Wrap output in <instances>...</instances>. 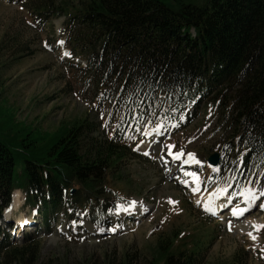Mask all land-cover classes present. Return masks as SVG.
<instances>
[{"label": "trees", "instance_id": "obj_1", "mask_svg": "<svg viewBox=\"0 0 264 264\" xmlns=\"http://www.w3.org/2000/svg\"><path fill=\"white\" fill-rule=\"evenodd\" d=\"M78 2L34 0L30 8L41 22L66 17L65 31L73 49L85 55L84 76L97 94L118 88V105L131 103L134 115L146 116L155 98L164 96L157 116L166 124L199 95L209 96L223 140L240 138L252 155L264 152V0ZM88 117L52 135L17 123L12 113L0 118V215L16 187L33 208L44 203L52 212H105L108 179L132 152L118 133L90 138L97 127ZM37 247H14L0 264H46L39 263ZM247 257L239 252L231 264H246ZM149 264H197V252L161 241Z\"/></svg>", "mask_w": 264, "mask_h": 264}, {"label": "rangeland", "instance_id": "obj_2", "mask_svg": "<svg viewBox=\"0 0 264 264\" xmlns=\"http://www.w3.org/2000/svg\"><path fill=\"white\" fill-rule=\"evenodd\" d=\"M32 1L0 0V45L5 63L0 71V118L12 113L17 123L37 128L42 135H52L62 125L89 116L88 120L97 127L90 138L100 141L108 138L122 115L111 100L118 92L97 95L91 80L82 75L86 57L73 49L64 28L65 17L39 22L31 13ZM220 121L212 107L202 106L184 116L176 131L164 137H153L156 132L146 130L148 121L138 129L129 127L127 134L133 137L130 148L137 150V155L125 158L118 167L119 173L108 179V187L118 192V196L105 189L108 199L123 204L110 208V214L114 215L108 216L107 222L105 218L94 223L84 217L85 213L81 218L61 213L49 232L41 225L42 219H35V228L43 229L35 235L39 263L126 264L131 259V264H149L158 244L170 240L173 250L201 244L197 264H231L239 252L248 253L246 264H264V166L248 167L242 161L230 166V157L238 156L236 148L232 155H227L225 167L217 177L212 176L207 164L199 169H185L200 173L201 186L195 193L192 187H184L187 180H182V172L178 174L180 181L173 177L172 171L169 173L172 166L178 168L192 156L206 160L211 153L221 151L229 136L223 140L225 129L220 128ZM232 143L235 145V141ZM148 147H153L150 153L146 152ZM239 174L243 175L241 180ZM230 189L236 204L248 199L259 201L250 206L245 219L239 220L242 223L211 217L202 209L212 191L228 190L229 194ZM18 199L23 207L19 206L17 213H9L13 215L8 214L5 220L17 223L21 216L32 219L31 210L24 205L25 198L20 195ZM131 205L136 225L123 227V232L120 226L114 227L113 216L120 217L119 213ZM144 207L145 217L139 221ZM228 222L234 224L231 229ZM8 225V221L2 220L1 232H6ZM243 225L253 227L251 236L241 233L239 228ZM114 229L115 234L107 233ZM95 231L102 234L93 239L90 233Z\"/></svg>", "mask_w": 264, "mask_h": 264}, {"label": "bare ground", "instance_id": "obj_3", "mask_svg": "<svg viewBox=\"0 0 264 264\" xmlns=\"http://www.w3.org/2000/svg\"><path fill=\"white\" fill-rule=\"evenodd\" d=\"M19 195H20V193L19 192H17V193H15V195H14V204H15V207L17 208V205H18V201H19ZM240 210H242V213H243V209H241V208H239ZM241 215V214H240ZM240 215H235V217H236V219L240 216ZM240 219H238V221H239ZM241 221H239V222H236L235 221V223L236 224H238V223H240ZM242 223V222H241ZM244 227H246V228H244ZM248 227V228H247ZM239 230L241 231V233H244V232H246V234L249 236V232L251 233V235L253 234V227L252 226H246V225H243V226H240V228H239ZM248 232V233H247Z\"/></svg>", "mask_w": 264, "mask_h": 264}, {"label": "water", "instance_id": "obj_4", "mask_svg": "<svg viewBox=\"0 0 264 264\" xmlns=\"http://www.w3.org/2000/svg\"><path fill=\"white\" fill-rule=\"evenodd\" d=\"M219 159H220V157H219V155L218 154H215L214 156H212L211 158H210V163L211 164H213V165H218L219 164ZM75 192V190H72L71 191V193L73 194Z\"/></svg>", "mask_w": 264, "mask_h": 264}, {"label": "snow or ice", "instance_id": "obj_5", "mask_svg": "<svg viewBox=\"0 0 264 264\" xmlns=\"http://www.w3.org/2000/svg\"><path fill=\"white\" fill-rule=\"evenodd\" d=\"M62 43V42H61ZM47 46V45H46ZM66 55H67V53H66ZM233 213L235 214V215H240V214H242V210H240V209H233ZM257 227H260V226H257ZM249 235L251 236V233H249ZM253 239H255V237H253Z\"/></svg>", "mask_w": 264, "mask_h": 264}]
</instances>
